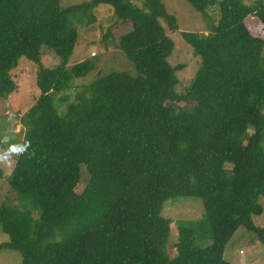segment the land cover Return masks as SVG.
Masks as SVG:
<instances>
[{
  "label": "trees",
  "instance_id": "1",
  "mask_svg": "<svg viewBox=\"0 0 264 264\" xmlns=\"http://www.w3.org/2000/svg\"><path fill=\"white\" fill-rule=\"evenodd\" d=\"M187 1L203 16L216 6L220 16L208 33L182 32L201 64L179 92L183 66L167 60L174 41L162 22L175 29L176 16L164 0L68 8L0 0V97L17 89L11 73L23 56L39 65L40 89L20 118L24 137L9 183L23 207L0 204L9 235L0 252H20L23 264H235L224 255L242 226L264 246V227L253 220L264 211V38L245 23L249 15L264 22V0ZM99 4L130 21L118 46L138 73L101 72L74 100L58 97L61 113L54 95L96 67L93 59L68 67L79 36L69 16ZM45 45L61 58L56 67L42 64ZM187 196L202 199L203 215L179 222L172 255L162 209Z\"/></svg>",
  "mask_w": 264,
  "mask_h": 264
},
{
  "label": "rangeland",
  "instance_id": "2",
  "mask_svg": "<svg viewBox=\"0 0 264 264\" xmlns=\"http://www.w3.org/2000/svg\"><path fill=\"white\" fill-rule=\"evenodd\" d=\"M90 0H60L62 8L82 4ZM142 5V0H132ZM247 3L253 0H246ZM169 13L176 16L177 28L173 29L166 21L167 34L174 41V49L168 56V62L182 65L178 69L179 82L177 91L186 92L192 85L201 64L200 56L193 53L192 45L184 38L182 32L196 31L208 33L217 23L220 11L214 6L208 9V14L203 16L187 0H164ZM69 23L78 29L79 36L68 63V67L86 59H93L96 67L87 76L74 78L71 87L56 93L55 104L63 113L66 103L58 99L60 95L69 94L70 100H74L76 92L85 85L91 84L103 74L113 71H126L137 75L138 71L134 63L119 48V38L130 31V21H120L117 18L114 7L109 4H99L87 11L86 16L71 13ZM245 23L252 34L264 38V22L258 16L249 15ZM41 61L45 67L53 68L59 65L61 58L48 46H43ZM39 65L27 57L20 58L18 66L12 70L13 79L18 87L6 99L0 97V204L6 200L12 201L16 206L23 207L17 194L11 189L9 175L15 165L24 137V126L21 116L35 103L40 94L37 85V72ZM84 183L88 178L84 174ZM84 189V184L79 191ZM260 203L264 208V196L260 197ZM203 202L200 197H173L167 200L162 209V215L171 220V234L168 250L175 255V243L178 240V225L181 221L199 219L203 215ZM37 214V213H36ZM257 226L264 227V211L260 215L253 216ZM9 240V235L0 227V244ZM209 241L199 242L206 245ZM225 259L235 264H263L264 246L258 236L246 227H240L228 243L225 250ZM0 264H23L20 252L4 249L0 252Z\"/></svg>",
  "mask_w": 264,
  "mask_h": 264
}]
</instances>
